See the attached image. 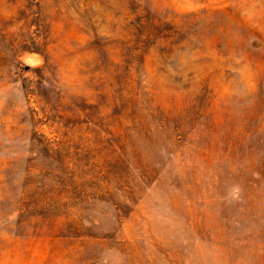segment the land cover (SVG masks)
<instances>
[{"label": "rangeland", "instance_id": "374dc122", "mask_svg": "<svg viewBox=\"0 0 264 264\" xmlns=\"http://www.w3.org/2000/svg\"><path fill=\"white\" fill-rule=\"evenodd\" d=\"M0 264H264V0H0Z\"/></svg>", "mask_w": 264, "mask_h": 264}]
</instances>
